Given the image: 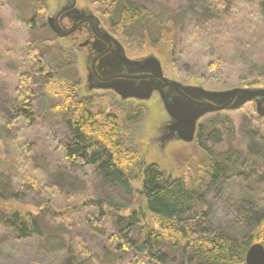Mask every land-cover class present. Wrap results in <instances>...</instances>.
<instances>
[{
    "label": "rangeland",
    "instance_id": "1",
    "mask_svg": "<svg viewBox=\"0 0 264 264\" xmlns=\"http://www.w3.org/2000/svg\"><path fill=\"white\" fill-rule=\"evenodd\" d=\"M141 1L156 14L155 20L172 19L175 27L179 42L173 55L168 62L160 58L166 76L211 90L264 87L253 85L264 81V0H223L221 7L218 0ZM63 5L64 0H0V264H137L135 253L116 251L109 238L123 222L119 215L127 216L138 196L134 200L124 194L94 166L81 172L66 160L61 145L70 141V135L66 108L58 104L66 103L68 95L80 103L91 98L102 114L101 122L110 114L120 120L138 112L134 121L124 124V145L136 159L158 163L173 176H189L203 152L195 141L162 140L169 116L157 95L142 102L86 89L83 61L47 23ZM78 6L92 10L110 31L100 0H78ZM155 20L127 31L124 38L113 33L130 57H159L154 41L161 30ZM213 62L218 66H210ZM24 73L31 74L37 94L31 122L15 119L9 110ZM256 115L254 102L206 115L199 122L207 127L203 143L214 153L232 148L245 152L250 139H259L264 132L251 120ZM228 118L234 126L225 125ZM261 141H255L257 149ZM253 153L261 157L258 151ZM240 163L208 195L206 212H197L194 222L199 230L227 232L240 239L245 230L240 215L244 201L264 209V161L243 155ZM133 183L140 187L139 180ZM11 209L38 215L42 235L18 238L6 222ZM147 215L160 229L156 218ZM142 230L138 228L134 236L142 235ZM181 260L169 251L167 264Z\"/></svg>",
    "mask_w": 264,
    "mask_h": 264
},
{
    "label": "trees",
    "instance_id": "2",
    "mask_svg": "<svg viewBox=\"0 0 264 264\" xmlns=\"http://www.w3.org/2000/svg\"><path fill=\"white\" fill-rule=\"evenodd\" d=\"M100 2L104 5V18L110 31L123 38L134 27H145L148 19L155 20L156 14L146 6L145 1ZM222 3L223 0H218L217 6L221 7ZM155 22L161 30L159 38L154 41L156 53L168 62L179 39L172 19L164 21L159 17ZM143 40L151 41L147 37ZM210 66L215 68L218 64L213 62ZM246 81L242 79V84H247ZM263 84L264 81L253 83L257 86ZM36 96L31 74H22L15 90V100L9 106L15 119L33 120ZM69 96L66 103L58 104L60 108H66L65 123L70 135V141L61 145L66 160L81 172L88 166H94L105 181L121 188L124 194L134 200L138 196V203L135 202L133 207L131 205L130 213L127 216L119 215V221L123 222L109 238L116 251L135 253L137 264H167L170 250L180 255V264H246V253L250 246L255 243L264 245V209L248 201H244L243 210L240 209L241 223L245 228L240 239L227 232L199 230L200 227L194 222L197 212H206L208 195L230 171L240 166L243 155L258 162L264 161V132L261 134L259 131V139H250L245 152L232 148L223 153H214L202 141L207 127L200 124L195 142L203 152L201 158L189 176H173L158 163L136 159L134 153L124 145L121 133L125 129L124 124L134 121L138 112L122 116L120 120L110 114L101 122L99 117L102 114L96 112L95 102L91 98L80 103ZM251 120L264 130L261 117L256 115ZM227 121L226 126H234L232 120L228 118ZM256 140H262L258 144L259 149ZM256 151L262 154L261 157L253 153ZM134 180L140 181L139 188L134 186ZM147 214L156 218L160 229L150 224ZM102 216H105L103 209ZM6 222L20 239L43 233L38 215L29 211L11 209ZM144 222L147 223L142 230ZM138 228L143 231L142 235L137 236L136 232L134 236L133 232Z\"/></svg>",
    "mask_w": 264,
    "mask_h": 264
},
{
    "label": "water",
    "instance_id": "3",
    "mask_svg": "<svg viewBox=\"0 0 264 264\" xmlns=\"http://www.w3.org/2000/svg\"><path fill=\"white\" fill-rule=\"evenodd\" d=\"M76 2L77 0H72L70 6L47 18L50 28L60 38L73 31V29L64 30L60 18L64 11L74 7ZM92 16L98 19L93 13ZM107 35L110 36L108 33ZM110 37L115 40L121 53V58L116 56L113 59L116 62L114 70L121 68L123 64L131 73H136L134 77L137 80L115 79L100 88L113 90L122 100L135 98L148 101L157 93L169 116L162 135L163 141L175 139L186 143L193 142L203 117L221 111H236L250 102L255 103L256 113L264 124V87L211 90L200 85L183 84L165 75L162 61L157 55L127 57L122 43L112 35ZM246 264H264L262 243L250 246L246 253Z\"/></svg>",
    "mask_w": 264,
    "mask_h": 264
},
{
    "label": "flooded vegetation",
    "instance_id": "4",
    "mask_svg": "<svg viewBox=\"0 0 264 264\" xmlns=\"http://www.w3.org/2000/svg\"><path fill=\"white\" fill-rule=\"evenodd\" d=\"M71 4L72 0H64V5L61 9L66 6H70ZM92 13L98 19L93 17ZM79 18H81V20ZM60 19L64 30L73 29L69 35L59 38L63 39L65 46L73 50L76 57L83 61L85 69L88 71V86L86 89H88L90 92H94L95 90H104L107 92H112L117 97H120L113 90L100 88L106 85L109 81L111 82V80L115 79L137 80L134 77L136 76V73H131L130 70L123 64H121L122 67L117 70H114L113 68L116 63L113 61V59L116 56L121 58V53L119 51L118 45H116L115 40L110 36L112 35L115 38L117 37L104 27L100 18L92 10L79 7L78 0L74 7L71 9L68 8L64 11ZM107 33L110 36H108ZM66 41L71 43V45L68 46ZM125 53L127 57H130L126 51V48ZM155 95L158 96L157 93ZM131 99L140 101L135 98Z\"/></svg>",
    "mask_w": 264,
    "mask_h": 264
}]
</instances>
